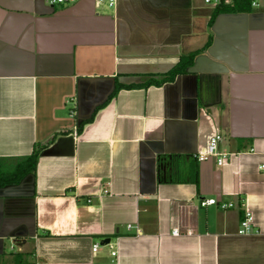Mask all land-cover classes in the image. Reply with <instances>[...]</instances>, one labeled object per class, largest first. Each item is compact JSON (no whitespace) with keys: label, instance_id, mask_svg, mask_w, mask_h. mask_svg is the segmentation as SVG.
<instances>
[{"label":"crops","instance_id":"crops-1","mask_svg":"<svg viewBox=\"0 0 264 264\" xmlns=\"http://www.w3.org/2000/svg\"><path fill=\"white\" fill-rule=\"evenodd\" d=\"M219 1L0 0L2 170L42 148L0 187V264H264V12L209 26Z\"/></svg>","mask_w":264,"mask_h":264},{"label":"trees","instance_id":"trees-1","mask_svg":"<svg viewBox=\"0 0 264 264\" xmlns=\"http://www.w3.org/2000/svg\"><path fill=\"white\" fill-rule=\"evenodd\" d=\"M249 10H251L250 0H233L231 5H227L223 2V0H220V3L216 5V7L214 8L212 17L209 21V26H211L212 22L214 21L215 17L218 14L231 13V12H237V11L238 12L249 11ZM207 47H208V43L205 46V48ZM194 56L196 55L192 54L188 57L181 58L179 63L171 71L167 73L166 78H163L162 80L158 82L149 81L148 83L145 84V86L149 84L161 85L165 82L172 81L174 78H176L179 75L187 74V69L192 66ZM124 87L131 88L132 86H118L117 85L112 95L108 98L107 102L111 100V98L117 93L119 89L124 88ZM93 116L94 114L89 120L80 124V127L78 128V132L81 131V128L84 124L92 121ZM41 151H42V148L37 146L29 157L21 159L18 162V164L14 167L12 172L3 171L1 167V160H0V187L6 186V185L17 184L25 176V174H27L28 172L34 171Z\"/></svg>","mask_w":264,"mask_h":264},{"label":"built area","instance_id":"built-area-1","mask_svg":"<svg viewBox=\"0 0 264 264\" xmlns=\"http://www.w3.org/2000/svg\"><path fill=\"white\" fill-rule=\"evenodd\" d=\"M43 1L45 4H47V6L52 9V10H56L62 7H66V6H70L73 5L77 0H41ZM96 3L99 5L101 3H103L104 1H107L108 5L111 7L114 4L115 0H95ZM233 0H223V2L225 4H232ZM205 3H209L210 0H204ZM220 3V1L218 2ZM250 5H251V9L255 10V9H260L264 12V2H260L259 0H250ZM221 141V136L220 135H215L213 137L210 138L208 146L206 148V152L203 154H199L197 156H195V159L198 162H205L208 161L209 159H213L216 162V165L218 167L222 166L227 157L229 156L228 154L225 153H220L219 152V143ZM261 171H264V165L260 167ZM108 194L107 190H104L101 192V195H106ZM90 202V201H88ZM199 207L200 208H205L207 206H211V205H216L217 202L215 199L213 198H208V199H200L199 200ZM233 203H221L220 204V209L221 210H227V209H231L233 208ZM251 221L252 218L250 216L249 213L245 212L244 213V217L240 222L239 225V230H238V234L239 235H245L250 233L251 231ZM127 230H131L133 229V227L131 225H127ZM139 234V230L136 231V235ZM171 235L173 237H179L181 236V233L177 230V229H173V231L171 232ZM186 235H191L190 232H187ZM100 245L99 244H94L93 245V252H96L99 249ZM110 256L112 258H117V251H111L110 252Z\"/></svg>","mask_w":264,"mask_h":264},{"label":"water","instance_id":"water-1","mask_svg":"<svg viewBox=\"0 0 264 264\" xmlns=\"http://www.w3.org/2000/svg\"><path fill=\"white\" fill-rule=\"evenodd\" d=\"M203 59H205V57H201L200 59L195 60V62H194V66H196L197 63H198L199 61L203 60ZM212 67H214V68L212 69ZM212 67L209 68V69H211L209 72H213V71L215 70V68H219L217 65L212 66ZM191 71H192V67H189V68L187 69V73H190ZM107 244H109V240H108V239L102 241V243H101V245H107Z\"/></svg>","mask_w":264,"mask_h":264},{"label":"rangeland","instance_id":"rangeland-1","mask_svg":"<svg viewBox=\"0 0 264 264\" xmlns=\"http://www.w3.org/2000/svg\"><path fill=\"white\" fill-rule=\"evenodd\" d=\"M13 170V168L12 169H9V171L8 172H11Z\"/></svg>","mask_w":264,"mask_h":264}]
</instances>
